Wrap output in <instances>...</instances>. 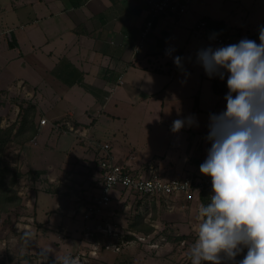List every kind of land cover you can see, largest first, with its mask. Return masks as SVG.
<instances>
[{
	"label": "crops",
	"instance_id": "crops-1",
	"mask_svg": "<svg viewBox=\"0 0 264 264\" xmlns=\"http://www.w3.org/2000/svg\"><path fill=\"white\" fill-rule=\"evenodd\" d=\"M261 26L264 0H191L179 16L153 15L147 0H0V108L10 96L24 95L49 121L67 114L86 130L113 120L136 122L161 150L145 156L133 144L107 140L116 159L135 169L149 163L165 176L204 178L199 168L211 147L209 116L225 110L228 89L227 77L209 78L196 53L244 38L260 43ZM174 56L183 57V70ZM64 98L66 109L59 102ZM184 98H191L188 112L179 108ZM190 115L198 126L171 131L174 120Z\"/></svg>",
	"mask_w": 264,
	"mask_h": 264
},
{
	"label": "rangeland",
	"instance_id": "rangeland-1",
	"mask_svg": "<svg viewBox=\"0 0 264 264\" xmlns=\"http://www.w3.org/2000/svg\"><path fill=\"white\" fill-rule=\"evenodd\" d=\"M32 98L10 96L0 108L1 127H14L9 135L7 131L0 134L2 140L7 139L1 147L3 158L22 173L14 184L21 200L10 206V222L1 229L0 264H54L55 258L64 255H71L78 264H191L189 249L197 238V213L203 204L198 189L150 198L113 188L111 200L102 205L97 219L83 222L84 207L98 191L96 177L100 175L96 148L89 137L111 140L116 147L133 144L145 156L151 148L161 150L162 145H155L148 139L149 132L130 120H113L114 125L102 122L86 130L66 114L41 126L44 116ZM59 102L64 109L68 107L65 98ZM190 103L191 98H184L179 108L188 112ZM20 104L35 105L36 142V133L26 144L14 139ZM203 192L209 204L212 187ZM99 217L111 234L96 228ZM86 223L90 229L83 230ZM92 227L96 229L93 234ZM246 251L235 262L224 264H236ZM45 252L50 254L45 257Z\"/></svg>",
	"mask_w": 264,
	"mask_h": 264
},
{
	"label": "clouds",
	"instance_id": "clouds-1",
	"mask_svg": "<svg viewBox=\"0 0 264 264\" xmlns=\"http://www.w3.org/2000/svg\"><path fill=\"white\" fill-rule=\"evenodd\" d=\"M259 41L201 48L196 62L209 78L226 79L225 110L210 114L211 143L200 173L211 178L210 203L197 213L191 264H224L247 249L236 264H264V26ZM167 49L166 55H172ZM173 62L183 70V57ZM198 126L194 116L174 120L173 133ZM50 253L45 252V257ZM54 264H78L71 255Z\"/></svg>",
	"mask_w": 264,
	"mask_h": 264
},
{
	"label": "built area",
	"instance_id": "built-area-1",
	"mask_svg": "<svg viewBox=\"0 0 264 264\" xmlns=\"http://www.w3.org/2000/svg\"><path fill=\"white\" fill-rule=\"evenodd\" d=\"M150 4V9L153 15L175 13L181 15L190 8L191 0H147ZM205 25V21L200 22ZM153 26V20H148L144 31L141 34V39L136 46L139 50L144 46L146 35ZM217 42H228L229 38L222 36H215ZM48 118H40V124H47ZM90 143L96 148L97 154V167L99 176L96 177V185L98 191L93 198L86 204L83 211V222L90 219L96 220L98 212L101 210L102 205L111 200L110 192L113 188L120 190H130L139 196L150 198H160L162 196H178L184 193L193 192L196 189L200 190L211 185V178L206 176L204 178L195 177L190 173L184 175L165 176L153 165L146 163L141 168H133L127 162L116 159L112 144L109 141L97 140L89 137ZM104 219L98 218L96 228L112 233L111 229L104 226ZM108 223V222H107ZM106 223V224H107ZM84 229H90L86 223ZM94 227L91 228L90 233ZM96 230V229H95ZM89 235V233H86Z\"/></svg>",
	"mask_w": 264,
	"mask_h": 264
},
{
	"label": "trees",
	"instance_id": "trees-1",
	"mask_svg": "<svg viewBox=\"0 0 264 264\" xmlns=\"http://www.w3.org/2000/svg\"><path fill=\"white\" fill-rule=\"evenodd\" d=\"M19 107L21 111V119L19 121V125L17 126V131L14 134V139L21 144H26L28 137H30V135L32 136L37 131L35 123L33 122L36 108L33 104L27 107H24L23 104H20ZM74 124L77 125L76 123ZM13 128L14 127L12 126L6 129L2 128L0 125L1 136L2 132L4 131H7L9 135ZM6 140H2L0 137V234L3 224L10 222V216L8 214L10 206L18 204L21 200L14 188V184L16 183L18 177L22 175V173L17 168H12L9 162L3 158L4 155L2 153L1 147L6 142ZM210 187L211 185L199 190L200 198L202 199L205 206H207V202L205 193L203 191H208ZM129 237L132 236L129 235Z\"/></svg>",
	"mask_w": 264,
	"mask_h": 264
}]
</instances>
